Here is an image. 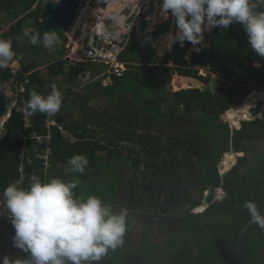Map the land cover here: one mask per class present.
I'll return each instance as SVG.
<instances>
[{"label": "trees", "instance_id": "obj_1", "mask_svg": "<svg viewBox=\"0 0 264 264\" xmlns=\"http://www.w3.org/2000/svg\"><path fill=\"white\" fill-rule=\"evenodd\" d=\"M110 0H104L103 5L106 6ZM44 0H0V23L3 22L2 15L10 18L14 22L10 25L9 31L2 33L0 38L11 39L13 50L17 53L16 60L20 63L22 72L20 80L25 82L26 91L24 96L28 102L32 90L45 95L43 80L36 73V65L30 60L26 64L24 56L31 57L39 50V45H32L29 43L28 38L24 35L23 30L28 29L31 33H39L43 37L45 31L37 22L29 23L28 19H38L45 15ZM47 3L49 0L46 1ZM34 29V30H33ZM175 31V25H174ZM207 32V31H205ZM162 32L147 33L140 41H137L136 36L133 37L131 44L128 45L126 50L121 56V61H128V57L132 54H139L136 58H130L129 62H137L144 65H151L148 68L161 71L158 72L157 84L166 87L171 80V71L176 70L179 75L189 76L199 79L202 83L208 85L211 81L212 74H218L224 82L218 87V91L212 93L208 87L199 88L194 87L188 90H182L174 93L177 98L185 99L193 102V108L200 110L203 120L206 119L219 124L221 128H225L227 137L217 144V139L221 135L216 134L215 140L211 139V143L207 145L205 155L204 169L200 176L197 178L199 189L198 198H191L190 210L198 208L201 213H186L184 216V229L178 233L183 236L181 246L178 247L176 252L170 253L172 249L168 248V264H239L236 254L237 240L241 229L251 221L249 213L243 208V203L246 200L255 201L264 213V111L262 118L255 120L241 122V128L231 130L228 124L220 121L221 115L230 110L233 106H238L234 111H228L229 114L238 113V116H243L248 119L250 116V108L254 107L259 95L254 90L264 91V58L257 56L250 48L248 37L242 25L233 24L228 29L214 28L210 34H207V41L210 43L211 51L213 54L208 69L209 76L204 77L199 75V69L196 67L190 68L187 65L186 54L190 51L192 45L185 42L181 47L179 44H174L170 52L166 53L161 60V64L155 66L158 57L156 56L153 43ZM66 42V38L63 40ZM129 48V49H128ZM128 49V50H127ZM134 49V50H132ZM200 49V48H199ZM65 45L58 49V56L60 59L55 62L51 68L53 77L58 75L68 77L70 75L71 82H76L80 72L87 66L86 63H78L76 66L66 67L67 61L62 58L65 55ZM200 51V50H199ZM128 54L126 56L125 54ZM134 56V57H135ZM173 64L168 66L169 63ZM261 64V68H256L253 64ZM131 64L127 66L131 69ZM6 81L13 78V73L7 68L3 73ZM176 87V79L174 81ZM179 89V88H177ZM253 92V93H252ZM252 93V94H251ZM263 94V92H261ZM252 96H251V95ZM251 98L247 101L249 106L246 108L240 107L248 96ZM161 99V98H159ZM151 103L148 101L147 108L150 111L157 107L158 115L155 114L157 120L163 114L158 106H161L159 101ZM211 103L213 109L206 112L207 104ZM22 104V103H21ZM27 104V103H26ZM28 107V106H27ZM29 109V108H28ZM30 111V110H29ZM31 112V111H30ZM32 113V112H31ZM176 113V112H175ZM175 113L172 114L174 123ZM244 113V114H243ZM207 117H205V116ZM46 114L37 113L33 114L34 128L29 129L28 133L31 135L34 132L45 134L46 130L42 128ZM60 122L63 118L59 113L54 115ZM160 121V120H159ZM206 125V126H207ZM6 135L0 141V192L5 189L9 184L17 182L19 175L17 166L19 163V153L22 150V140L18 135L24 131L23 128V115L16 111L14 108L10 117L5 122ZM54 136L52 141L53 160L55 167L52 171L44 175L40 172V181L47 182L52 178H60L65 181L78 180L76 177L80 176V185L75 189L76 195H83L85 198L88 195H94L93 189L91 192L85 189L81 191L82 185H90L86 181V174L92 175L95 154L84 152V155L89 159V166L85 173H72L66 174L65 168L69 158L80 155L79 147L76 144H71L64 138V136L56 129H53ZM255 138L263 140L262 153L253 150L252 156L249 159L250 145ZM33 141H29L31 148L29 154L33 150ZM107 151L108 162L116 157L121 156L122 161L117 159V168L122 166L123 159H125L123 152L119 149L112 150L107 147L97 145ZM43 147V146H42ZM45 148V145H44ZM233 151L234 153H244L240 157L237 164L224 176L220 175L219 163L225 153ZM120 154V155H119ZM119 155V156H118ZM160 155L157 154L156 159L150 163L152 167L159 165L158 159ZM127 158L132 160V155H127ZM234 159V156L229 153L224 160L226 169L231 165L229 164ZM127 161V162H129ZM132 167L138 168L141 161L133 159ZM35 164L40 165V161H35ZM161 164V163H160ZM104 171V166L101 167ZM92 177V176H91ZM86 178V179H85ZM93 178V177H92ZM85 180V181H84ZM28 181L26 184H29ZM93 187V186H92ZM94 188V187H93ZM221 188L225 192V196L221 200H217L209 207L201 206L204 199V193L209 189ZM96 189V188H95ZM97 191V189H96ZM219 193H222L220 190ZM201 206V207H200ZM206 209V210H205ZM204 211V212H202ZM137 219L127 217V231L124 236V242L115 250H110L108 254L99 262V264H156L159 257L154 255H147L143 251H133L134 239L140 233L143 236L141 241L149 239L147 233L151 230H140L137 224ZM139 233H138V232ZM176 235V234H174ZM7 231L0 230V250L1 246L5 244ZM167 240V239H166ZM165 240V241H166ZM168 242V240L166 241ZM147 243V241L145 242ZM149 244V243H148ZM154 245V244H153ZM1 258V257H0ZM243 264H264V230L259 228L258 225H252L246 232L243 239L242 250Z\"/></svg>", "mask_w": 264, "mask_h": 264}, {"label": "crops", "instance_id": "obj_2", "mask_svg": "<svg viewBox=\"0 0 264 264\" xmlns=\"http://www.w3.org/2000/svg\"><path fill=\"white\" fill-rule=\"evenodd\" d=\"M134 2L132 0H110L102 9L103 14L107 19H122L123 13L130 9ZM155 2L158 7L155 15L150 20V32H157V28L162 26H169L170 28L169 31H161L162 33L152 45L158 57L154 65L158 66L161 64L164 55L170 52L173 45L170 34H173L174 22L170 26V18L165 20L159 14V3H161V0H156ZM93 9L98 10L95 7ZM81 12V15L77 18H86L87 13ZM77 21H74L75 24H72L70 29L72 33L68 32V36L75 32L74 28ZM84 36L85 30L80 31L77 34V41ZM143 36H138L137 34V41H140ZM67 41L77 42L73 37H67ZM66 42L52 48L44 47L41 43L39 50L34 55L33 61L36 65V73L43 80L45 95L51 91L52 84H55L57 89L62 93L63 104L58 113L63 118L61 122H63L67 132L66 137L72 139L73 142L71 144L78 139L82 141L76 144L80 149L79 152L86 153L87 151L91 155L95 154L93 156L95 158L93 173L97 177L95 181H100L103 177L107 176L101 167L108 163L107 151L97 146V143L109 149L117 148L123 152L125 157L123 159L124 164L120 168H117V165H115L116 171L113 178L115 180L119 179V183L114 185V197L111 199L109 192L103 195L99 194L101 189L97 188L93 183L92 186L94 188L92 187V193L99 196L105 203L111 204L116 211L126 208L132 214L131 218L137 219V224L152 223L155 217L157 220L160 219L161 223L167 225L169 229L164 231L166 234H161L163 239L166 240L168 235H173L170 230H172L175 221L169 220L175 219L174 210L177 208L174 206L178 204L180 209H182V200L189 201L190 205V200L193 198L188 188L190 180L191 178L194 179L192 186L195 187L196 178L199 177V172L202 173L201 164L194 167L190 164V161H193V158L198 153H201L202 156L205 155L206 145L211 143V139H208L203 132L207 124L205 122L206 119L203 120L201 111L193 108L192 101L180 99L174 95L176 92L196 87V85L192 84L195 82L194 79L197 78L179 75L175 69L171 71L172 78L169 80L168 89L172 95L169 97L168 102L178 112V117H176L177 119H175L174 123L159 121L155 117V114H159L156 111L157 107L152 111L147 108L150 98L146 99L142 106V103H137L133 99V96H137L140 91L135 88L133 90L125 88L123 85L125 80L132 78L134 75L137 77L140 74L143 76L145 82L147 80L149 83H154L153 85H155V82L159 80L158 72L161 71L157 72L149 69L150 64L144 65L137 62H129L132 60L130 58L134 59L139 55L135 56V54H132L128 57V61H123L124 71L122 76H102L104 71L102 64L86 63L87 66L80 72V74L83 73V78H80L79 74L76 82H71L70 75L68 77L61 75L53 77L51 68L58 61V49L63 47ZM207 43L210 47V43L208 41ZM191 49H194L193 45ZM188 55L189 52L186 54L187 65L193 68L188 63ZM52 57L55 59L52 60ZM127 63L131 64V69L127 66ZM71 66H76V64H66L67 68ZM168 66L173 67V64L170 62ZM201 71L207 70L200 68L199 75H202ZM202 76H206L204 72ZM175 79L176 87L179 89L174 86ZM199 82L200 85L197 87L203 88L205 86V88H209L210 86L209 89L214 90L209 85L212 82L208 85L201 81ZM119 84L124 89L118 88ZM158 107L161 113H167L166 107ZM183 112L186 113L184 114ZM195 116L199 122L198 124L193 122L192 117ZM183 119L184 123L182 122ZM85 139L90 142L85 144ZM129 154L132 155V160L141 161L142 164L139 169L132 168L131 164H125V162L129 161L127 158ZM157 154L160 155L158 159L159 165L152 167L150 163L156 159ZM116 160L117 157L112 162L114 163ZM118 160L122 161L121 156L118 157ZM169 178H173L175 182L172 183V181H169ZM177 178L179 179L178 184L176 183ZM153 183L156 185H151ZM183 184L185 190H182ZM151 186L157 189L158 199H152L151 194H154V190L151 191ZM86 188H91V185H82L81 191L84 192ZM131 190H134V195L130 194ZM186 195L188 198H186ZM154 211L161 212L162 215H156ZM185 214L186 212H184L183 216ZM183 229L184 225L182 224L181 231ZM147 230H151L147 233L150 237L154 230L148 224H145L143 231ZM156 235L160 238V234Z\"/></svg>", "mask_w": 264, "mask_h": 264}, {"label": "clouds", "instance_id": "obj_3", "mask_svg": "<svg viewBox=\"0 0 264 264\" xmlns=\"http://www.w3.org/2000/svg\"><path fill=\"white\" fill-rule=\"evenodd\" d=\"M103 1L97 0L98 10L104 8ZM50 2L52 1L49 0L48 3ZM45 3L48 4L46 1ZM154 4L156 5V2ZM156 7L158 6L156 5ZM159 14L165 20L170 18L174 22L175 31L170 34L171 42L179 44L181 47L185 45V42H188L193 45L196 51L200 50L196 46L201 45L204 41L205 31L214 28L228 29L233 24H240L247 34L251 50L257 56L264 58V0H161ZM40 25L45 31L43 37L39 33H31L28 29L23 30L29 43L34 46L42 43L47 48L58 47L56 45L58 37L55 35V31H46L43 22ZM16 56L17 53L13 50L11 39L0 38V69L8 68L11 63L15 62ZM58 59L60 58L58 57ZM204 70L208 71V69ZM21 72L20 68V74ZM208 76L209 74L205 77ZM18 82H22L20 77ZM22 85L25 88V84ZM220 85L211 90L212 93L218 91L217 88ZM14 93H16L15 88ZM62 104V93L55 84H52L51 91L47 95L32 90L26 106L33 114L42 113L54 116L61 110ZM234 107L238 106L232 108ZM228 111L224 114L226 115ZM250 115L253 116L251 113ZM255 119L254 117L252 120ZM61 123L63 124V122ZM66 133L65 129V133L61 134L69 143H72V139L66 137ZM81 142L78 139L74 144ZM87 142L90 141L85 139V144ZM29 151L27 157L33 154V151L31 154ZM232 153L234 152L232 151ZM239 158H236V164ZM20 162L19 157L17 168ZM129 162L132 160L130 159ZM129 162H125V164H131ZM88 166L89 159L85 155H75L69 158L65 173L83 174ZM54 167L55 164L52 162V171ZM140 167L132 168L139 169ZM79 183V180L65 181L60 178H52L47 182L36 179L25 187L19 186V182L11 183L0 192V199L3 200V205L0 206V230L7 231L8 236L15 229V236L12 238L13 246L29 254L27 259L13 260L5 256L0 260V264H99L110 250H115L123 244L127 231L128 210L121 208L116 211L111 204L105 203L97 195H88L86 198L83 195H76L74 190L78 188ZM210 190L213 189L207 190L204 196ZM217 190L223 192L222 194L225 196L223 189L217 188ZM221 199L216 197L215 201ZM243 208L249 213L250 219L264 230V213L260 211L259 205L253 200H246L243 203ZM183 224L185 225L184 218Z\"/></svg>", "mask_w": 264, "mask_h": 264}, {"label": "built area", "instance_id": "obj_4", "mask_svg": "<svg viewBox=\"0 0 264 264\" xmlns=\"http://www.w3.org/2000/svg\"><path fill=\"white\" fill-rule=\"evenodd\" d=\"M155 1L156 0H135L130 9L123 13V18L115 20L107 19L102 10L93 9L92 5L94 0H82L79 15H81L82 9H86L87 17L82 18L81 26L77 27L72 37L77 41V34L83 30H85V36L77 42H66V54L63 60L67 61V65H74L77 63L102 64L104 66L102 76H122L124 64L120 58L131 39L138 33L141 19L145 18L146 12ZM55 35L57 36L56 33ZM63 43L64 41L58 37L56 45L59 46ZM79 77L83 78V73H81ZM25 82L28 81L26 80ZM22 84L24 83L18 81L15 83L16 93H12V109L15 108L17 112L23 115L24 131L18 135L19 139L22 140V150L19 153L21 162L18 167L19 178L17 182H19V186L25 187L28 185L26 184L28 181L31 183L36 179H40V172H44V175L49 172L53 157L51 148L54 136L53 129L64 134L65 128L57 118L47 115L42 125V128L46 130L45 134L34 132L30 135L28 133L29 129L34 128V123L32 113L26 106L27 101L23 96L25 88ZM33 140L35 141L32 150L33 154L27 157V152L31 149L29 147V141ZM37 160L40 161V165L38 166L35 164ZM1 205H3L2 199H0V206ZM14 236L15 229L11 234H8L5 244L1 246L0 260L5 256L13 260L17 258H29V254L13 246L12 238Z\"/></svg>", "mask_w": 264, "mask_h": 264}, {"label": "rangeland", "instance_id": "obj_5", "mask_svg": "<svg viewBox=\"0 0 264 264\" xmlns=\"http://www.w3.org/2000/svg\"><path fill=\"white\" fill-rule=\"evenodd\" d=\"M47 1V0H44V2ZM52 2L54 1H57V0H50ZM135 0H133L134 2ZM97 0H94V3H93V8L97 7ZM160 5V3H159ZM107 8V7H106ZM82 11L86 12L87 10L86 9H83ZM82 13V12H81ZM44 18H45V15H44ZM2 20L3 22L0 23V36L2 35V33H6L7 31H9V27L12 23L16 22V21H12L11 20V17L10 18H7V17H4V14L2 15ZM78 20V21H77ZM44 21L43 17H39L38 19H28V22L29 23H34V22H37L38 24H41L42 22ZM77 21L76 23V26L74 28V30L77 29V27L81 26V22H82V18H77L75 20V22ZM74 22V24H75ZM34 30V29H33ZM212 30V29H211ZM210 31H207L204 33V41L202 42L201 45H198L196 46L197 48H207L209 47V44L207 43L206 41V35L208 33L211 32ZM70 33H72V31H70ZM56 34H58V36L64 40L66 37H72L73 35H70V36H66L64 33L62 32H57ZM133 39V38H132ZM131 39V41H132ZM131 41L129 44H131ZM126 56H128V54L126 53L125 54ZM24 59L26 61V64L28 63V61L30 60L32 63L34 61V55L31 56V57H28V56H24ZM52 60H54L55 58L52 57L51 58ZM15 62L11 63L10 66L8 67L11 72L13 73V78L11 80H7L4 78L3 76V73L4 71L7 69H0V89H5L6 88V85H9L10 86V89L11 91L9 92L10 95H12V92H14V88H15V83L19 80V77H20V68L21 66H19V62L14 58ZM254 67L256 68H261V64H254L253 65ZM203 72L205 75H208L209 73L207 71H201V74L203 75ZM205 77V76H204ZM213 77V79H212ZM223 80L220 78V76L218 74H214L213 76H211V81L212 83H210L209 85H211V87H213V89H215L218 85H220ZM154 83H149L147 80L145 82V80L143 79V76L140 74L139 76L136 77V75H134L132 78H129L127 80L124 81V85L123 87L125 88H131L132 90L135 88V89H138L140 92L137 94V96H133V99L135 100V102H139L140 104L142 103V106L144 105V102L146 101V99L150 98V101H152L151 103H154V102H157L159 98V101L161 102V106L163 107H166V114H163V116H161L159 118L160 121H164V122H169L172 120V114H174L175 112V116L178 117V112L172 108L171 104L168 102L169 101V97L172 95L168 89V85H166V87L164 86H161V84H157L155 83V85H153ZM121 87V85L119 84L118 85V88H123ZM210 88V86H209ZM124 89V88H123ZM126 90V89H125ZM213 92V91H212ZM255 93L259 94V95H255L254 98H257L256 102L260 99H262L264 101V91L263 94L261 92H257V91H254ZM252 96V95H251ZM251 96H249L251 98ZM247 98L243 105L240 106V107H248L249 106V103L247 102L250 98ZM255 102V103H256ZM213 109V105L211 103L207 104L206 106V112L210 111ZM236 109V107L230 109V111H234ZM12 110V109H11ZM11 111H9L10 113ZM164 113V112H163ZM184 114L186 112H183ZM244 114V113H243ZM250 115V114H249ZM10 115H8L9 117ZM205 116V115H204ZM7 117V118H8ZM206 117V116H205ZM207 118V117H206ZM174 119H177L174 117ZM193 119V122L195 124H198V120H197V117H192ZM254 119L253 116H249L248 119H246L243 116H238V113H232V114H229V117H228V114H224L220 117V121H222L223 123H226L228 124L229 128L231 130H237V129H240L241 127V122L245 121V120H252ZM6 121V120H5ZM182 122L184 123V119L182 120ZM182 124V123H181ZM204 134L205 136L208 137V139H217L216 138V134L217 135H221V138L217 139V144H220L222 143L221 141L224 139H226L227 137V133H226V130L225 128H221V126L219 124H215V122L213 121H210L208 120V125L204 127ZM6 129H5V122H4V125H0V141L2 139V137H5L6 135ZM262 146H263V141L260 140V139H255L251 142V145L249 146L250 147V152H249V159L251 158L252 156V153H253V150H257V152L260 154L262 153L263 149H262ZM207 147V145H206ZM231 154H233L234 156V159L232 160V162H230L229 164L231 165V167L229 166L228 169H226V167L224 166V160L227 158V155L225 154L221 160V162L219 163L218 167H219V172H220V175H224L226 173H228V171L232 168L233 165L236 164V158L237 157H242L244 155V153H240V154H236V153H232V151H230ZM80 154H83L84 153H80ZM118 159V157H117ZM235 161V162H234ZM235 163V164H234ZM117 164V160L116 162H108L104 165V172L107 174L106 177H103L100 181H95L97 180V177L94 176V174L92 175H89V174H86V181L91 185V188H87V190L89 192H91L92 190V183L93 185H95L97 188H100L101 189V192L99 194H106L109 192V196L110 198L112 199L114 197V185H116L117 183H119V179H114L113 178V175L116 171V167L115 165ZM190 164H192L194 167H196L198 164H201V169L203 171L204 169V164H205V158L201 155V153H198L194 158H193V161H190ZM200 172H199V176H200ZM91 176L93 177V179L91 178ZM193 177V176H191ZM78 180H80V176H77L76 177ZM82 179H84L83 177L81 178L80 181H82ZM182 180V179H181ZM85 181V180H84ZM169 181H172V183L175 182V180L173 178H169ZM184 182V181H183ZM176 183L178 184L179 183V179L177 178L176 179ZM192 183H194V179L191 178L190 180V185H189V190L191 191V197H193V200H195V198H198L199 196V193L197 192V190L199 189V186H192ZM80 185V184H79ZM151 185H156L155 183L151 184ZM160 186V185H158ZM157 186V187H158ZM151 188V191H153L154 194H151L152 196V199L155 198V199H158L157 196H158V191L156 188H154L153 186L150 187ZM156 189V190H155ZM182 190H185V186L183 184V187H182ZM134 190H131L130 191V194H133L134 195ZM223 193V192H222ZM222 193H218V196H217V199H221L223 198V194ZM186 198H188V196L186 195ZM175 209L174 210V217L175 219H171L169 221H176L175 224L172 226V230H170L171 233H173V235H168L166 237V239L168 240V242L164 241L165 239H163V236L161 234H166L164 231H167L169 230L167 225H164L161 223L160 219L157 220V218L155 217L154 218V221L152 223H141L142 225H139L138 228H140V230H142L141 234L144 232L143 231V228L145 227V224H148L150 227L153 228V233L152 235H150L149 239L146 240L147 243H145L146 241H141L140 240V237L142 239L143 236L140 235V233L137 235V238L134 239V244L132 245L133 247H136L135 249H133V251H143L144 253H146L147 255H154L155 257L158 256L159 259L158 261H156V264H168L167 262L169 261L168 260V248L171 247V248H174L171 250L170 253H173V252H176L178 247L181 246L182 244V241H183V236H180L178 235L177 233L181 231L182 229V224H183V214L184 212L186 213H195L196 211L198 212V210H190V205H189V201H185V200H182V209H180V207L177 205L174 206ZM154 213L157 215V214H161V212H157V211H154ZM200 213V212H198ZM132 214L128 211V216H131ZM155 215V216H156ZM183 216V217H182ZM138 217V216H137ZM184 225V224H183ZM167 227V228H166ZM174 230V231H173ZM162 232V233H160ZM155 234V235H154ZM156 234H160V238L158 235ZM176 234V235H174ZM163 239V241H162ZM145 240V239H144ZM149 243V244H148ZM154 244V245H153Z\"/></svg>", "mask_w": 264, "mask_h": 264}, {"label": "water", "instance_id": "obj_6", "mask_svg": "<svg viewBox=\"0 0 264 264\" xmlns=\"http://www.w3.org/2000/svg\"><path fill=\"white\" fill-rule=\"evenodd\" d=\"M82 0H57L56 2H50L45 7V20L43 25L46 31L62 32L65 35L71 29V26L79 13ZM156 5L152 4L148 11L146 12V18L141 19L139 25L138 36L145 35L150 31V20L156 13ZM173 24V20L170 19L169 25ZM169 26L158 27L157 31H169ZM213 54L210 47L201 48L200 51L192 49L189 52L188 63L193 67H199L202 69H209L210 62L212 60ZM195 82L192 85H200L199 79H194ZM10 86L6 85L5 89H0V125H4L5 120H7L9 111L12 109L13 97L9 94ZM264 110V101L258 100L256 106L250 108V113L255 117H262ZM218 194L217 189L210 190L202 201L203 206H210L215 202ZM255 223L251 220L249 221L240 231L238 240L236 254L239 264H243L242 261V250H243V239L248 231V229Z\"/></svg>", "mask_w": 264, "mask_h": 264}, {"label": "bare ground", "instance_id": "obj_7", "mask_svg": "<svg viewBox=\"0 0 264 264\" xmlns=\"http://www.w3.org/2000/svg\"><path fill=\"white\" fill-rule=\"evenodd\" d=\"M133 1V0H132ZM187 86H188V81H187Z\"/></svg>", "mask_w": 264, "mask_h": 264}, {"label": "flooded vegetation", "instance_id": "obj_8", "mask_svg": "<svg viewBox=\"0 0 264 264\" xmlns=\"http://www.w3.org/2000/svg\"><path fill=\"white\" fill-rule=\"evenodd\" d=\"M74 31H76V30H74ZM176 222V221H175ZM177 223V222H176Z\"/></svg>", "mask_w": 264, "mask_h": 264}]
</instances>
